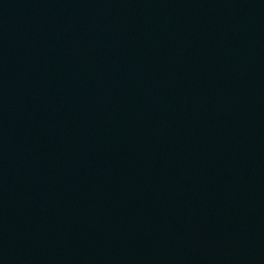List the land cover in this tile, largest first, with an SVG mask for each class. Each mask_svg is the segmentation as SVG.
I'll list each match as a JSON object with an SVG mask.
<instances>
[{"label":"water","instance_id":"water-1","mask_svg":"<svg viewBox=\"0 0 264 264\" xmlns=\"http://www.w3.org/2000/svg\"><path fill=\"white\" fill-rule=\"evenodd\" d=\"M0 264H264V0H0Z\"/></svg>","mask_w":264,"mask_h":264}]
</instances>
